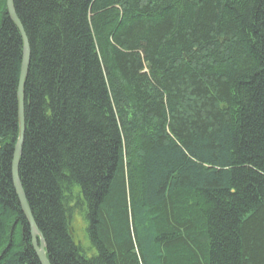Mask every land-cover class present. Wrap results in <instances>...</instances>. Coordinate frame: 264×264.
<instances>
[{
    "label": "trees",
    "instance_id": "trees-1",
    "mask_svg": "<svg viewBox=\"0 0 264 264\" xmlns=\"http://www.w3.org/2000/svg\"><path fill=\"white\" fill-rule=\"evenodd\" d=\"M13 7L18 176L49 264H264V0ZM21 57L0 0V264H39L11 174Z\"/></svg>",
    "mask_w": 264,
    "mask_h": 264
},
{
    "label": "water",
    "instance_id": "water-1",
    "mask_svg": "<svg viewBox=\"0 0 264 264\" xmlns=\"http://www.w3.org/2000/svg\"><path fill=\"white\" fill-rule=\"evenodd\" d=\"M7 13L11 21L14 23L19 31L22 40V57L17 81V118H18V135L16 144L14 146L13 158H12V184L18 198V202L24 217L30 227L31 243L39 261V264H49L45 255V242L34 222L31 211L28 207L24 191L22 189L19 176H18V161L21 153L23 135H24V112H23V99H24V82L28 72L29 60H30V49L28 45L27 37L24 33L23 27L17 18L14 7L13 0H6Z\"/></svg>",
    "mask_w": 264,
    "mask_h": 264
},
{
    "label": "rangeland",
    "instance_id": "rangeland-1",
    "mask_svg": "<svg viewBox=\"0 0 264 264\" xmlns=\"http://www.w3.org/2000/svg\"><path fill=\"white\" fill-rule=\"evenodd\" d=\"M72 222H73V228H74V236L76 238V240L78 242H80V244H82V246L87 247L88 242L85 239V221L82 218V216L80 214H75L73 215L72 218Z\"/></svg>",
    "mask_w": 264,
    "mask_h": 264
}]
</instances>
